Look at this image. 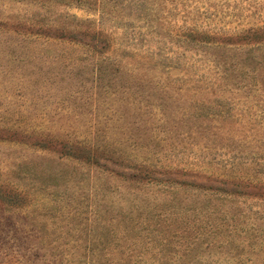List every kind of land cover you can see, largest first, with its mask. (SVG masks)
<instances>
[{
	"label": "rangeland",
	"instance_id": "rangeland-1",
	"mask_svg": "<svg viewBox=\"0 0 264 264\" xmlns=\"http://www.w3.org/2000/svg\"><path fill=\"white\" fill-rule=\"evenodd\" d=\"M40 1L0 0V264H264V0ZM132 203L157 236L94 245Z\"/></svg>",
	"mask_w": 264,
	"mask_h": 264
},
{
	"label": "trees",
	"instance_id": "trees-1",
	"mask_svg": "<svg viewBox=\"0 0 264 264\" xmlns=\"http://www.w3.org/2000/svg\"><path fill=\"white\" fill-rule=\"evenodd\" d=\"M120 1H122V0H76L75 2L78 5L80 4L82 6L83 5L89 6L90 5V7L93 8V10H97L99 13L109 16V15L113 14V9L116 6L115 3H118ZM44 2L45 1H43V0L40 1V3H42V4H44ZM67 2L74 3L73 1H69V0H67ZM107 5H108V9L105 8V6H107ZM46 36H48V35H46ZM49 37H51V36H48V38ZM110 58H111L110 56L109 57H107V56L99 57L97 59L96 63H94L95 68H96L95 73H96L97 77H101L102 74L107 70L112 71V69L108 65ZM120 69H121V67H117L116 70L118 71ZM79 162L86 163L87 160L86 159H80ZM92 163L95 164L96 163L95 160L92 161ZM97 178H99V177H97ZM125 180L128 183H130V185H132V186H134L136 184H142V183L143 184H146V183L151 184V183H155V182H162L161 179L153 177V175H150V173H144V171H142L138 168L135 171H133L131 174H129V176H126ZM98 206H95L91 211L92 212L91 214L94 215V217H91L90 221H88V219H87V229H88V231L91 229V231L94 232L92 234L91 240L94 242V245L100 246L101 250H104L105 247L110 243L112 237L114 235H116V232H114V230L112 229V226H111L112 222H114L116 220H124V222L126 223L125 231L128 234L133 232V231L145 230L144 224L145 223L149 224L151 222V224H154L153 230L150 231L151 238L154 239L155 236H157L156 231L159 230L158 227L161 226V217H157V216H160V214L154 213L156 207L155 208L153 207L150 209H148L149 207L147 208V210H148L147 212H149V215L153 216V217H141L142 213H139V215H137L135 217V214L133 212V207H136V208L139 207L135 203H132L129 206L128 210L125 211V214H127L129 217H117L118 214H119V216H121V214H122V211L120 209V210H118L116 215H112L110 217V223L111 224L107 228H103L102 232L100 234H95L96 230L92 227V224L93 223L96 224L98 221H103V220H101V218L102 219L106 218V217H102V214L100 213V209H99L100 207H98ZM69 218H72V217H66L65 220L69 219ZM103 223H104V221H103ZM90 227H92V228H90ZM100 254H103V251Z\"/></svg>",
	"mask_w": 264,
	"mask_h": 264
}]
</instances>
